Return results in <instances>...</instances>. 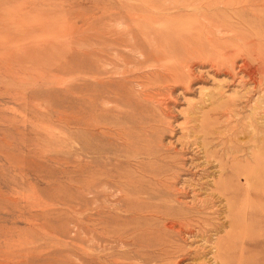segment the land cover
Returning <instances> with one entry per match:
<instances>
[{"label":"rangeland","instance_id":"1","mask_svg":"<svg viewBox=\"0 0 264 264\" xmlns=\"http://www.w3.org/2000/svg\"><path fill=\"white\" fill-rule=\"evenodd\" d=\"M263 13L0 0V264H264Z\"/></svg>","mask_w":264,"mask_h":264},{"label":"bare ground","instance_id":"2","mask_svg":"<svg viewBox=\"0 0 264 264\" xmlns=\"http://www.w3.org/2000/svg\"><path fill=\"white\" fill-rule=\"evenodd\" d=\"M198 1V0H197ZM230 11V10H229ZM240 12V11H239ZM259 13H261V11H259ZM233 14V13H232ZM264 14V13H263ZM235 15V14H234ZM239 17V16H238ZM237 21V20H236ZM247 21H249V19L247 18ZM263 23V22H262ZM231 24V23H230ZM213 26V25H212ZM213 27H215V26H213ZM188 29V28H187ZM229 29V28H228ZM255 30V29H254ZM254 32V31H253ZM231 34V33H230ZM240 42V41H239ZM245 61V60H244ZM259 63V62H258ZM244 66H246V65H244ZM243 66V67H244ZM256 68V67H255ZM255 70V69H254ZM248 72V71H247ZM256 73V72H255ZM253 75V74H252ZM249 78V77H248ZM254 78V77H253ZM247 80V79H246ZM172 83V82H171ZM211 95V94H210ZM233 96V95H232ZM238 96V95H237ZM230 98V97H229ZM208 99H210V98H208ZM214 99V98H213ZM255 100V99H254ZM203 102V101H202ZM226 102V101H225ZM223 104V103H222ZM210 105V104H209ZM213 109V108H212ZM209 110H211V109H209ZM202 117V116H201ZM214 119V118H213ZM204 122V121H203ZM200 126V125H199ZM202 127V126H201ZM251 127V126H250ZM206 128V127H205ZM212 128L214 129V127L212 126ZM253 128V127H252ZM215 130V129H214ZM201 131H202V129H201ZM205 131V130H204ZM204 131H202V133L204 132ZM262 132V131H261ZM264 134V133H263ZM201 135V134H200ZM207 135V134H206ZM236 135V134H235ZM206 137V136H205ZM236 137V136H235ZM263 137V136H262ZM202 139H204V138H202ZM260 140V139H259ZM249 141V140H248ZM261 141V140H260ZM204 142V141H203ZM207 142V141H206ZM206 142H205V144H206ZM223 142V141H222ZM202 143V142H201ZM243 143V142H242ZM249 143V142H248ZM258 143V142H257ZM200 144V143H199ZM256 144V143H255ZM262 144H264L263 142H262ZM222 145V144H221ZM210 146V145H209ZM259 146H260V144H259ZM253 146H251V148H252ZM255 147V146H254ZM250 148V147H249ZM250 148V150H252ZM206 149H207V147H206ZM248 149V148H247ZM258 149V148H257ZM208 150V149H207ZM242 150V149H241ZM249 151V150H248ZM211 153V152H210ZM213 153H214V151H213ZM251 153H252V151H251ZM240 154H242V153H240ZM202 155V154H201ZM228 155V154H227ZM237 155V154H236ZM256 155V154H255ZM211 156V155H210ZM251 156L254 158V152L251 154ZM206 157V156H205ZM215 157V156H214ZM228 157V156H227ZM231 157V156H230ZM232 158V157H231ZM256 158V157H255ZM227 159V158H226ZM233 159V158H232ZM235 159V158H234ZM245 159V158H244ZM218 160H220V158L218 159ZM224 160V159H223ZM236 160V159H235ZM253 160V159H252ZM258 160V159H257ZM201 161V160H200ZM232 161V160H231ZM262 161V160H261ZM197 162V161H196ZM230 162V161H229ZM209 163V162H208ZM207 163V164H208ZM220 163H222L221 162V160H220V162L218 163L219 165V174H221L222 175V177H223V175L225 176V178H226V167H223ZM253 163V162H252ZM256 163H254V165H255ZM258 164V163H257ZM166 165V164H165ZM212 168V167H211ZM215 169V168H214ZM228 169V168H227ZM158 170V169H157ZM254 170V169H253ZM234 173V172H233ZM253 174V173H252ZM256 174H258V173H256ZM204 175V174H203ZM221 177V176H220ZM264 177V176H263ZM219 178V177H218ZM217 178V179H218ZM225 178H222V179H220V181L218 182V183H216L217 185L215 186L216 187V189L218 190V192L220 193V195L222 196V200H225V201H229L228 199H230V198H232V195L235 193L234 191H233V189L231 188V186H228V182H229V180L228 179H225ZM240 178V177H239ZM252 178V177H251ZM247 179V178H246ZM243 180V179H242ZM242 180H241V182H242ZM256 180V179H255ZM258 180V179H257ZM256 180V181H257ZM260 180V179H259ZM250 181H252L251 179H250ZM140 182V181H139ZM237 183V182H236ZM240 182H238V184H239ZM249 184H250V182H249ZM261 184L262 185H264L262 182H261ZM231 185H233V184H231ZM237 185V184H236ZM254 185V184H253ZM252 185V186H253ZM258 185V184H257ZM228 186V187H227ZM251 186V187H252ZM254 186H256V184L254 185ZM199 187V186H198ZM211 187V186H210ZM234 187V186H233ZM143 188V187H142ZM254 190V189H253ZM192 191V190H191ZM200 191H201V189H200ZM237 191V190H236ZM256 191V190H255ZM258 191V190H257ZM212 192H213V190H212ZM215 192V191H214ZM262 192H263V190H262ZM216 193V192H215ZM217 195V194H216ZM146 200V199H145ZM249 203V202H248ZM247 203V204H248ZM240 204V203H239ZM149 205V204H148ZM227 205V204H226ZM262 205V204H261ZM142 206V205H141ZM147 206V205H146ZM145 206V207H146ZM155 206V205H154ZM171 206V205H170ZM229 206V205H228ZM244 206V205H243ZM241 207V206H240ZM155 208V207H154ZM248 208H250V207H248ZM151 209V208H150ZM232 209L233 208H229V215L231 214V212H232ZM264 209V208H263ZM157 210V209H156ZM166 210V209H165ZM175 210H176V208H175ZM143 211V210H142ZM226 211V210H225ZM249 211V210H248ZM228 213V212H227ZM235 213H236V211H235ZM162 214V213H161ZM247 215V214H246ZM230 217V216H229ZM229 217H228V219H229ZM227 218V217H226ZM225 219V218H224ZM230 220H232V219H230ZM147 222V221H146ZM228 222V221H227ZM226 222V223H227ZM225 223V224H226ZM232 221H229V225L230 226H232ZM143 224V223H142ZM221 224V223H220ZM228 226V225H227ZM221 228V227H220ZM224 228V227H223ZM231 230V229H230ZM226 231H228V230H226ZM232 231V230H231ZM231 234V233H230ZM165 235V234H164ZM220 235V234H219ZM225 236H227V235H225ZM150 237V236H149ZM228 237V236H227ZM249 237V236H248ZM170 239V238H169ZM220 240H222V239H220ZM161 241H163V240H161ZM217 242H219L218 240H217ZM221 242V241H220ZM215 243V242H214ZM160 244V243H159ZM218 246H220V245H218ZM244 246V245H243ZM221 248H223V247H221ZM213 249V248H212ZM217 249H219V247L217 248ZM215 250V249H214ZM225 250V249H224ZM215 252H216V250H215ZM217 253H220V252H217ZM217 253H215L216 255H217ZM224 253V252H223ZM222 254V253H221ZM215 255V256H216ZM214 256V255H213ZM218 257V256H217ZM244 257V256H243ZM217 259V258H216ZM218 260V259H217ZM221 263H223V262H221ZM224 264V263H223Z\"/></svg>","mask_w":264,"mask_h":264}]
</instances>
